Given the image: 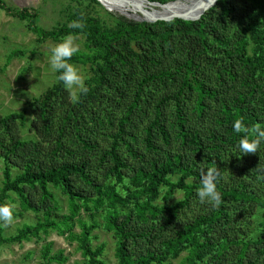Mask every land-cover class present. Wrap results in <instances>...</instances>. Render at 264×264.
Here are the masks:
<instances>
[{
	"label": "trees",
	"instance_id": "trees-1",
	"mask_svg": "<svg viewBox=\"0 0 264 264\" xmlns=\"http://www.w3.org/2000/svg\"><path fill=\"white\" fill-rule=\"evenodd\" d=\"M68 1L64 26L34 31L81 36L70 63L88 68V91L72 103L56 80L35 98L36 141L19 135L25 110L0 115V205L12 193L21 211L41 213L9 238L0 226V245L57 229L77 243L81 264H103L104 244L90 245L102 226L117 264H169L182 252V264H264V228L248 229L253 210L264 209V140L254 153L237 148L264 131V0H219L198 20L155 22L109 13L96 0ZM0 9L36 21L4 0ZM210 168L219 173L215 208L196 195ZM52 189L67 200L63 221L52 217L60 209Z\"/></svg>",
	"mask_w": 264,
	"mask_h": 264
},
{
	"label": "rangeland",
	"instance_id": "rangeland-1",
	"mask_svg": "<svg viewBox=\"0 0 264 264\" xmlns=\"http://www.w3.org/2000/svg\"><path fill=\"white\" fill-rule=\"evenodd\" d=\"M4 1L12 4L17 9L27 8L34 11L36 21L32 24V27L29 26L31 25L29 24V18L19 20L7 15L4 10L0 9V115L25 110L26 123L20 129L19 135L23 140L36 141L38 139L37 135L33 130H30V125L35 118L34 108L30 106V103L35 98H39L46 89L56 82L55 74L51 73L48 67V56L51 47L59 43L64 37L58 40L44 39L34 30L39 27L51 29L55 26H64L71 5L68 0ZM98 4L104 11L138 21V18L132 12L110 9L99 2ZM147 5L153 8L159 7L157 4ZM73 38L78 51H82L83 40L81 36H73ZM75 66L81 70L86 81L89 73L88 68L82 64H76ZM1 186L2 162L0 160V188ZM52 192L55 194L60 207L52 217L55 222L63 221L62 217L69 215L67 200L58 190L52 189ZM179 198H181V193L177 192L173 195L171 202ZM4 201L9 205H14V209L11 222L5 224L0 221L3 238L14 236L24 225H33L37 217L41 218V213L35 215L30 211H21L19 202L12 193ZM159 202L162 203V200H159ZM99 212L96 218L101 225L102 219ZM78 217L83 221H91L89 213L84 210L80 211ZM75 219L73 221L69 220L68 223L72 226L71 231L78 234L80 228L77 226ZM249 220L251 222L248 228L250 233H253V236L259 234L258 231L264 228V209L253 210V215ZM67 236V232L62 235L57 229H48L47 233L40 231L37 237H30L28 240L4 242L0 245V264H81L83 258L77 249V243ZM101 244L105 246L103 255L100 258L103 264H117L114 258V240L110 233L103 230L102 226L92 231L90 241L92 248ZM44 247L49 248L47 259L42 258ZM59 254L61 262L49 260V258ZM186 255L185 252H182L177 259L171 260L169 264H182V260Z\"/></svg>",
	"mask_w": 264,
	"mask_h": 264
},
{
	"label": "clouds",
	"instance_id": "clouds-1",
	"mask_svg": "<svg viewBox=\"0 0 264 264\" xmlns=\"http://www.w3.org/2000/svg\"><path fill=\"white\" fill-rule=\"evenodd\" d=\"M70 26L74 29L81 27L77 21H73ZM77 51L73 36L68 35L51 47L48 56V67L51 73L56 74L55 79L62 83L72 103L79 102L80 97L88 91L81 70L73 63H70L71 58ZM232 127L235 132H240L241 121H235ZM262 140H264V131H258V138L251 141L241 137L237 145L238 151L242 155L254 153ZM218 176L219 173L216 169L210 168L204 171L201 175L200 188L196 193L201 203L210 204L213 208L218 207L222 203V197L216 190ZM13 209L14 205H0V221L5 224L11 222Z\"/></svg>",
	"mask_w": 264,
	"mask_h": 264
},
{
	"label": "bare ground",
	"instance_id": "bare-ground-1",
	"mask_svg": "<svg viewBox=\"0 0 264 264\" xmlns=\"http://www.w3.org/2000/svg\"><path fill=\"white\" fill-rule=\"evenodd\" d=\"M107 8L132 12L138 21L183 18L195 20L212 8L219 0H178L158 8L146 4L145 0H97Z\"/></svg>",
	"mask_w": 264,
	"mask_h": 264
},
{
	"label": "water",
	"instance_id": "water-1",
	"mask_svg": "<svg viewBox=\"0 0 264 264\" xmlns=\"http://www.w3.org/2000/svg\"><path fill=\"white\" fill-rule=\"evenodd\" d=\"M145 1L147 2V4H154V5L157 4V6H164L165 5V4L164 5H160L158 3H151V2H149L147 0H145ZM200 17H201V15H200ZM200 17L196 18L195 20H198ZM175 18H172V19L171 18H169V19L160 18V19H156V20H152V21H138V22H155V21H158V20H160V21H170V20H173ZM178 19L193 21V19L192 20H190V19H183V18H178Z\"/></svg>",
	"mask_w": 264,
	"mask_h": 264
}]
</instances>
